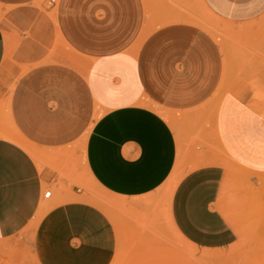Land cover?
Instances as JSON below:
<instances>
[{
	"label": "crops",
	"instance_id": "0c3cea01",
	"mask_svg": "<svg viewBox=\"0 0 264 264\" xmlns=\"http://www.w3.org/2000/svg\"><path fill=\"white\" fill-rule=\"evenodd\" d=\"M195 2L236 25L264 16V0H0V132L14 129L23 142L0 134L5 264H13L14 250L15 264H29L22 257L29 250L35 264H112L117 255L119 225L100 206L79 199V187L66 196L78 199L51 204L28 230L49 200L46 184L58 175L33 143L72 148L81 137L72 121L94 117L80 143L83 164L98 186L134 206L147 204L178 166L185 167L184 148L169 123L174 118L157 104L176 93L198 94L203 85L201 92L209 93L221 75L219 43L189 22ZM163 14L170 21L156 26ZM72 54L82 68L72 64ZM190 168L169 203L174 233L205 250L235 244L239 232L221 209L225 166L205 158Z\"/></svg>",
	"mask_w": 264,
	"mask_h": 264
},
{
	"label": "rangeland",
	"instance_id": "374dc122",
	"mask_svg": "<svg viewBox=\"0 0 264 264\" xmlns=\"http://www.w3.org/2000/svg\"><path fill=\"white\" fill-rule=\"evenodd\" d=\"M163 1L158 0V5L164 4ZM195 6L189 22L204 29L221 47L218 83L209 93L201 92L203 85L201 94L176 93L157 104L159 111L174 118L169 123L178 145L181 143L184 148L185 167L178 166L167 183L146 200L147 204L134 206L135 201L120 199L98 186L83 164L80 143H85L94 117L72 121V128L81 134L72 148L54 151L31 142L44 166L58 175L52 184L45 186L53 190V198L44 200L28 230L37 227L51 204L78 199L66 196L75 194L73 188L79 187L83 190L79 199L100 206L119 225L118 228L115 224L118 251L112 264H264V16L252 23L236 25L203 10L200 3ZM170 18V14L158 15L156 26L164 25ZM12 64L14 69L16 63ZM72 64L79 68L83 65L73 54ZM25 70L22 66L17 76L14 70L10 72L16 76L14 81ZM0 134L23 145L14 129ZM205 158L215 159L227 170L221 209L237 228L239 240L223 249L205 250L186 244L174 233L169 220V203L187 173L185 170L197 159ZM18 254L17 250L12 252L13 264ZM4 255L0 253L3 264ZM22 257L35 264L30 250Z\"/></svg>",
	"mask_w": 264,
	"mask_h": 264
},
{
	"label": "built area",
	"instance_id": "2783aa9c",
	"mask_svg": "<svg viewBox=\"0 0 264 264\" xmlns=\"http://www.w3.org/2000/svg\"><path fill=\"white\" fill-rule=\"evenodd\" d=\"M54 195V192L51 188H48L44 192V199H51Z\"/></svg>",
	"mask_w": 264,
	"mask_h": 264
},
{
	"label": "bare ground",
	"instance_id": "6f19581e",
	"mask_svg": "<svg viewBox=\"0 0 264 264\" xmlns=\"http://www.w3.org/2000/svg\"><path fill=\"white\" fill-rule=\"evenodd\" d=\"M232 32V31H231ZM233 33V32H232Z\"/></svg>",
	"mask_w": 264,
	"mask_h": 264
}]
</instances>
